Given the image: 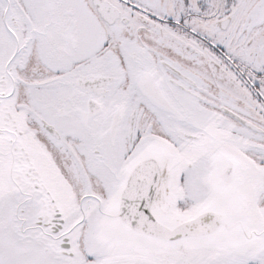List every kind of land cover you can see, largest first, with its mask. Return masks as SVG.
Masks as SVG:
<instances>
[{"label": "snow or ice", "instance_id": "1", "mask_svg": "<svg viewBox=\"0 0 264 264\" xmlns=\"http://www.w3.org/2000/svg\"><path fill=\"white\" fill-rule=\"evenodd\" d=\"M0 264H264V0H0Z\"/></svg>", "mask_w": 264, "mask_h": 264}]
</instances>
